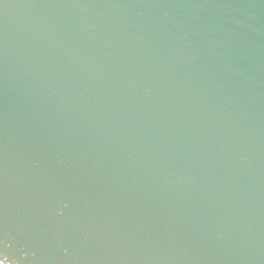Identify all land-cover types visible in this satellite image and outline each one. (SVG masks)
Here are the masks:
<instances>
[{
  "label": "water",
  "instance_id": "obj_1",
  "mask_svg": "<svg viewBox=\"0 0 264 264\" xmlns=\"http://www.w3.org/2000/svg\"><path fill=\"white\" fill-rule=\"evenodd\" d=\"M0 264H264V0H0Z\"/></svg>",
  "mask_w": 264,
  "mask_h": 264
}]
</instances>
